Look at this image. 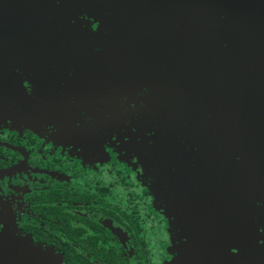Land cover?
Instances as JSON below:
<instances>
[{"label":"flooded vegetation","instance_id":"1","mask_svg":"<svg viewBox=\"0 0 264 264\" xmlns=\"http://www.w3.org/2000/svg\"><path fill=\"white\" fill-rule=\"evenodd\" d=\"M155 22L0 0V233L61 264H264V51L186 61Z\"/></svg>","mask_w":264,"mask_h":264},{"label":"water","instance_id":"2","mask_svg":"<svg viewBox=\"0 0 264 264\" xmlns=\"http://www.w3.org/2000/svg\"><path fill=\"white\" fill-rule=\"evenodd\" d=\"M90 2L95 17L109 28L127 31L134 18L158 21L154 24L157 29H163L168 51L175 49L176 42L180 43L186 61H193L195 53L204 47V56L212 60L215 59V52L229 50L235 63L241 66L248 61V67H256L259 65L257 61L261 59L260 54L264 51V0ZM197 61L200 63L199 59ZM238 108L240 107L233 103L232 109ZM0 264H61V259L52 250L35 244L31 238L0 233Z\"/></svg>","mask_w":264,"mask_h":264}]
</instances>
